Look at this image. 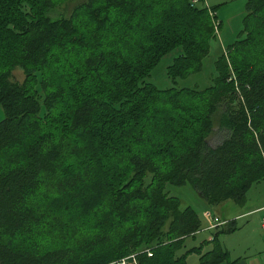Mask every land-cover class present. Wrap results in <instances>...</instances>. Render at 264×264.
Here are the masks:
<instances>
[{"label": "trees", "instance_id": "trees-1", "mask_svg": "<svg viewBox=\"0 0 264 264\" xmlns=\"http://www.w3.org/2000/svg\"><path fill=\"white\" fill-rule=\"evenodd\" d=\"M64 1L0 0V264H229L217 238L238 221L185 249L206 218L166 187L215 213L264 179V0H246L209 86L165 89L147 77L176 48L169 77L200 72L219 6L86 0L52 17Z\"/></svg>", "mask_w": 264, "mask_h": 264}, {"label": "rangeland", "instance_id": "rangeland-1", "mask_svg": "<svg viewBox=\"0 0 264 264\" xmlns=\"http://www.w3.org/2000/svg\"><path fill=\"white\" fill-rule=\"evenodd\" d=\"M83 1L86 0H65L51 13V16L54 18L61 16L68 17L73 8L78 4L82 3ZM205 3H208L212 7L219 6L217 14L219 16V20L222 21L223 24L217 33V37L211 42V50L209 55L205 58L203 62V69L200 72L192 73L186 78H178L176 79V81H174L168 75V66L173 62L174 58L181 52V48H176L172 52L165 55L160 61V63L152 70L149 77H147L148 82L156 84L161 89L170 87H194L196 85H198L200 88H205L212 83L213 78L216 76L217 73L215 65L216 60L226 49L228 44L236 40L241 31L243 30V20L247 14V10L246 0H205ZM18 76L20 78L22 77L20 74H18ZM3 117L4 112L3 108L0 105V120ZM217 136L218 135H214L212 141L217 142ZM166 190L169 191L171 195L179 197L182 200L183 205H192L197 210H201L199 205L202 204V201H200L199 195L190 184L183 186L168 184ZM249 192L250 200L248 203H246L247 205L245 204L246 208H251L255 205L258 206L264 203V180L255 184ZM228 203L234 205V209H237L238 211L240 210V208L245 206H238L234 202ZM208 208L211 211H215L214 208ZM220 208L222 215L231 212V209L228 205H226V207L225 205H223ZM204 211L201 210V213L203 214ZM248 221L249 224H247L246 230L250 229L252 226L255 225L261 226L257 214L252 215L249 218L238 220V224L240 226H243L245 223H248ZM192 241L193 239H187L186 247H189ZM200 255L201 254L199 252H194L189 260V263L195 264L197 262V259H199Z\"/></svg>", "mask_w": 264, "mask_h": 264}, {"label": "crops", "instance_id": "crops-1", "mask_svg": "<svg viewBox=\"0 0 264 264\" xmlns=\"http://www.w3.org/2000/svg\"><path fill=\"white\" fill-rule=\"evenodd\" d=\"M249 200L250 192L248 193V202ZM224 205L225 207L226 205H228L231 209V212L222 215V212L220 210L221 208L218 207V210L217 212H215V214L221 220L238 221L240 219L242 220L245 218H249L250 216L257 214L261 223V226L255 225L252 226L250 229L246 230V226L247 224H249L248 221V223H245L243 226L239 225L240 227L234 232L219 235L217 239L229 255V264H264V203L258 206L255 205L251 208H246V204L244 207L240 208L239 211L237 209H234V205L230 203H226ZM199 207L203 211L209 209L206 204H203V202L199 205ZM201 210L198 211L201 212ZM206 222L208 227L204 228L199 233H197L195 237L188 238L193 239V241L191 242L189 247H186L185 249L197 247L200 243H203L204 241L207 242L204 245V251L210 250L214 247L212 240H214V235L216 232H218L219 228L211 227L210 222L207 219ZM192 255L193 253L188 256V264H190L189 260ZM198 261L199 259H197V262L195 264H197Z\"/></svg>", "mask_w": 264, "mask_h": 264}, {"label": "built area", "instance_id": "built-area-1", "mask_svg": "<svg viewBox=\"0 0 264 264\" xmlns=\"http://www.w3.org/2000/svg\"><path fill=\"white\" fill-rule=\"evenodd\" d=\"M194 4H200V0H193ZM206 7L209 8L211 16L216 15V13L211 9V6L208 3H203ZM215 28L216 32L218 33L219 31V24L220 20L215 19ZM204 217L210 222L211 227H217L218 225H221L224 223L223 220H221L214 212H212L210 209H207L204 211ZM149 255L151 253L149 252ZM114 264H137V260L135 259V254H132L131 256L121 258L114 262Z\"/></svg>", "mask_w": 264, "mask_h": 264}]
</instances>
